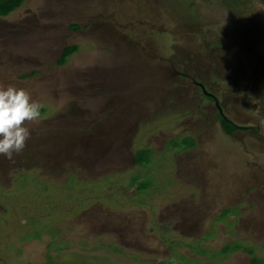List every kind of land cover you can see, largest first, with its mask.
<instances>
[{"label":"rangeland","instance_id":"374dc122","mask_svg":"<svg viewBox=\"0 0 264 264\" xmlns=\"http://www.w3.org/2000/svg\"><path fill=\"white\" fill-rule=\"evenodd\" d=\"M0 85L44 110L0 155V264H264V0H24Z\"/></svg>","mask_w":264,"mask_h":264},{"label":"clouds","instance_id":"9594fccd","mask_svg":"<svg viewBox=\"0 0 264 264\" xmlns=\"http://www.w3.org/2000/svg\"><path fill=\"white\" fill-rule=\"evenodd\" d=\"M41 108L28 90L0 85V155L11 160L14 153L24 150L31 138L26 124L40 119Z\"/></svg>","mask_w":264,"mask_h":264},{"label":"trees","instance_id":"16d2710c","mask_svg":"<svg viewBox=\"0 0 264 264\" xmlns=\"http://www.w3.org/2000/svg\"><path fill=\"white\" fill-rule=\"evenodd\" d=\"M24 0H0V17H5L8 14H10L13 10L17 9L18 7H20L22 5ZM78 27V25H77ZM76 27V28H77ZM78 49V46L76 44H71V45H67L65 47H63L61 54L58 58V60L56 61L58 65H63L66 63V60L68 59L69 56H71L72 54H74ZM29 74H33V72H30ZM207 97V96H205ZM209 98V97H207ZM44 110L41 108V113ZM215 117L219 120L220 122V126L222 128V130L228 134V135H232L235 131L240 130V131H251L253 132V134H256L258 132L257 127H252V126H247V125H239L237 126L236 123L230 121L228 118L223 117L221 114H219L218 112L216 113ZM252 129V130H251ZM192 138H190V136H183L181 138V144L180 146H186V148L192 147L194 145H192ZM194 141V140H193ZM191 145V146H189ZM151 155V150L149 149H138L135 153H134V161L136 165L139 166H144V164L148 163L149 160V156ZM136 173V172H134ZM141 174V173H139ZM159 179V178H158ZM159 181V180H158ZM134 186V185H133ZM132 186V187H133ZM147 186H149V180H143V182H141L140 184H138L136 187L134 186V188L136 190H142L144 188H146ZM130 187V188H132ZM154 194L156 193H162L161 190H154L152 191ZM226 209V208H224ZM227 210V209H226ZM225 210V211H226ZM234 235H236L237 237H241L236 233H233ZM243 238V237H241ZM191 244H189L190 246ZM191 247V246H190ZM210 251H219L221 252L220 254H222V259L227 257H230V255L236 253L235 251H237L236 249H233L231 246L229 245H223L221 248L217 249V250H211L208 249ZM256 250H254L253 254L254 256ZM249 253V252H248ZM251 254V255H253ZM251 257V264H255L257 257L255 256ZM213 257V256H212ZM158 264H167L164 261H161ZM259 264V263H258Z\"/></svg>","mask_w":264,"mask_h":264},{"label":"water","instance_id":"95a60500","mask_svg":"<svg viewBox=\"0 0 264 264\" xmlns=\"http://www.w3.org/2000/svg\"><path fill=\"white\" fill-rule=\"evenodd\" d=\"M197 84H199V86L201 87L204 94L208 95L209 97H211L214 100L215 106L217 107L219 113L223 116L221 108H220L219 103H218V100L215 97V95H213L211 92L206 91L205 87L201 83H197Z\"/></svg>","mask_w":264,"mask_h":264},{"label":"flooded vegetation","instance_id":"af4514ba","mask_svg":"<svg viewBox=\"0 0 264 264\" xmlns=\"http://www.w3.org/2000/svg\"><path fill=\"white\" fill-rule=\"evenodd\" d=\"M199 86V85H198ZM200 87V86H199ZM201 88V87H200ZM204 96H207V97H209L208 95H204ZM209 98H211V97H209ZM211 101L214 103V100L211 98ZM214 105H215V103H214ZM216 107V106H215ZM219 113V112H218ZM223 114V113H222ZM224 116V115H223ZM235 123V122H234ZM238 123H236V125H237ZM237 126H239V125H237Z\"/></svg>","mask_w":264,"mask_h":264}]
</instances>
